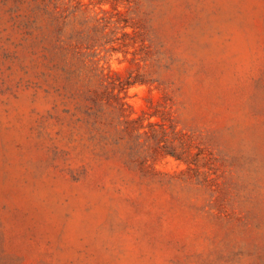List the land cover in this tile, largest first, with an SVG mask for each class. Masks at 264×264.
<instances>
[{"label":"rangeland","instance_id":"374dc122","mask_svg":"<svg viewBox=\"0 0 264 264\" xmlns=\"http://www.w3.org/2000/svg\"><path fill=\"white\" fill-rule=\"evenodd\" d=\"M0 264H264V0H0Z\"/></svg>","mask_w":264,"mask_h":264}]
</instances>
